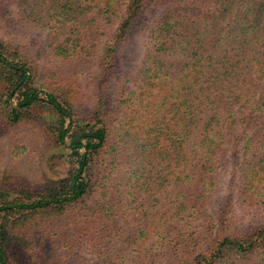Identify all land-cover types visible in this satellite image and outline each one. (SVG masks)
<instances>
[{
	"label": "trees",
	"instance_id": "trees-1",
	"mask_svg": "<svg viewBox=\"0 0 264 264\" xmlns=\"http://www.w3.org/2000/svg\"><path fill=\"white\" fill-rule=\"evenodd\" d=\"M12 3L18 24L49 31L55 57L97 75L88 120L77 112L82 98L44 81L0 38V117L12 125L37 109L53 113L71 165L37 191L0 192V264L42 236L54 255L45 264L79 255L97 264H264V0ZM135 33L142 59L124 72Z\"/></svg>",
	"mask_w": 264,
	"mask_h": 264
},
{
	"label": "rangeland",
	"instance_id": "rangeland-1",
	"mask_svg": "<svg viewBox=\"0 0 264 264\" xmlns=\"http://www.w3.org/2000/svg\"><path fill=\"white\" fill-rule=\"evenodd\" d=\"M14 4L12 0L0 4V38L10 41L13 47L19 48L35 65L44 81L59 79L63 81L56 83L59 87L67 89L68 93H76V97L82 98L78 103L77 112L84 119L89 120L94 113L95 105V101L91 99L94 91L91 83L97 75L95 67L55 57L45 38V33L49 31L41 34L25 22L18 24L19 11ZM129 41L123 59L124 72L130 69L136 70L144 51L142 36L135 33ZM112 85L111 81L108 84L110 89L108 95L113 94ZM131 85V83L128 84V87ZM95 94H99L98 86L95 88ZM55 123V115L45 109L34 111L31 122L11 125L0 117V192L8 191L15 194L24 189L37 191L43 183L58 181L67 176L71 170L68 162L70 151L66 149L68 142L62 146L56 143L53 131ZM220 184L221 190L215 199L217 207L223 205L226 198V187L229 185L228 174L220 179ZM50 241L48 236L37 239L31 246L30 253L14 247L15 254L8 258L7 264H45L49 258L54 257L48 251ZM62 264L97 263L88 256L79 255L75 258L68 257Z\"/></svg>",
	"mask_w": 264,
	"mask_h": 264
}]
</instances>
